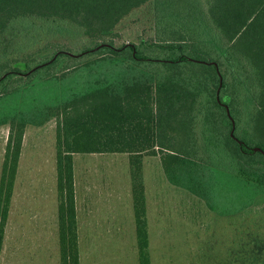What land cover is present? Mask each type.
<instances>
[{
	"label": "trees",
	"instance_id": "obj_1",
	"mask_svg": "<svg viewBox=\"0 0 264 264\" xmlns=\"http://www.w3.org/2000/svg\"><path fill=\"white\" fill-rule=\"evenodd\" d=\"M149 2L152 33L119 44ZM39 21L81 30L82 49L12 57L6 36ZM53 118L60 264L80 263L74 156L95 152L129 153L139 264H152L145 155L218 214L264 196V0H0V256L26 129Z\"/></svg>",
	"mask_w": 264,
	"mask_h": 264
},
{
	"label": "rangeland",
	"instance_id": "obj_2",
	"mask_svg": "<svg viewBox=\"0 0 264 264\" xmlns=\"http://www.w3.org/2000/svg\"><path fill=\"white\" fill-rule=\"evenodd\" d=\"M43 24V25H42ZM52 23L8 34L11 56L25 58L49 41L77 53L82 31L55 34ZM152 3L118 26L120 44L152 33ZM66 34V35H65ZM195 68V67H194ZM9 125H0V175ZM56 120L26 129L0 264H60L56 188ZM79 264H139L129 153H76ZM149 250L152 264H264V196L242 212L221 215L171 183L159 155H145Z\"/></svg>",
	"mask_w": 264,
	"mask_h": 264
},
{
	"label": "water",
	"instance_id": "obj_3",
	"mask_svg": "<svg viewBox=\"0 0 264 264\" xmlns=\"http://www.w3.org/2000/svg\"><path fill=\"white\" fill-rule=\"evenodd\" d=\"M227 109H228V112H230L228 106H227ZM255 149L258 150V149H260V147H255Z\"/></svg>",
	"mask_w": 264,
	"mask_h": 264
},
{
	"label": "crops",
	"instance_id": "obj_4",
	"mask_svg": "<svg viewBox=\"0 0 264 264\" xmlns=\"http://www.w3.org/2000/svg\"><path fill=\"white\" fill-rule=\"evenodd\" d=\"M76 198H77V196H76Z\"/></svg>",
	"mask_w": 264,
	"mask_h": 264
}]
</instances>
